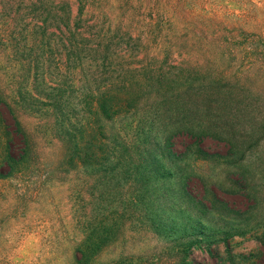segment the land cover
Segmentation results:
<instances>
[{
	"label": "rangeland",
	"instance_id": "obj_1",
	"mask_svg": "<svg viewBox=\"0 0 264 264\" xmlns=\"http://www.w3.org/2000/svg\"><path fill=\"white\" fill-rule=\"evenodd\" d=\"M133 1L124 15L117 0L105 4L113 21L160 42L166 67L243 79L242 104L230 109L235 155L200 141L218 116L206 104L159 102L122 118L126 145L109 160L76 167L48 144L43 160L33 154L0 179V264H79L93 231L104 250L91 264H264V0ZM8 56L15 81L20 65ZM26 123L39 137V123ZM6 124L0 157L11 144L19 157L22 140ZM155 143L176 159L152 163Z\"/></svg>",
	"mask_w": 264,
	"mask_h": 264
},
{
	"label": "trees",
	"instance_id": "obj_2",
	"mask_svg": "<svg viewBox=\"0 0 264 264\" xmlns=\"http://www.w3.org/2000/svg\"><path fill=\"white\" fill-rule=\"evenodd\" d=\"M105 1L109 0H0V131H5L1 139L10 136L6 121L11 118L22 140L16 151L19 157L12 144L0 157L12 171L0 173V179L29 165L33 154L43 160L45 149L58 143L63 158L76 167L109 160L126 145L117 135L125 125L122 118L159 102L213 108L218 114L215 133L203 131L200 141H217L224 156L235 155L241 139L230 109L242 104L243 79L226 78L218 71L166 67L154 52L160 42L136 34L131 21H113L114 11L109 12ZM117 3L123 15L136 10L133 0ZM11 49L20 65L15 81L10 79L15 70L8 56ZM26 120L39 123V137ZM154 146L152 163L159 166L176 159V152L160 143ZM102 239L104 234L95 231L87 237L79 248V264L96 260L104 250Z\"/></svg>",
	"mask_w": 264,
	"mask_h": 264
}]
</instances>
